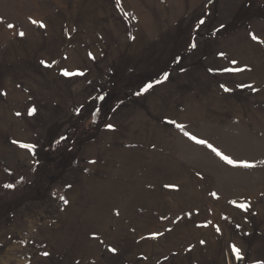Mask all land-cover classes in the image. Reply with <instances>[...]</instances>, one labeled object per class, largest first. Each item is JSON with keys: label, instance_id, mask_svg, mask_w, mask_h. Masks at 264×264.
I'll return each mask as SVG.
<instances>
[{"label": "rangeland", "instance_id": "rangeland-1", "mask_svg": "<svg viewBox=\"0 0 264 264\" xmlns=\"http://www.w3.org/2000/svg\"><path fill=\"white\" fill-rule=\"evenodd\" d=\"M0 20V264H264V0H0Z\"/></svg>", "mask_w": 264, "mask_h": 264}, {"label": "snow or ice", "instance_id": "snow-or-ice-1", "mask_svg": "<svg viewBox=\"0 0 264 264\" xmlns=\"http://www.w3.org/2000/svg\"><path fill=\"white\" fill-rule=\"evenodd\" d=\"M0 23H3V21L0 20ZM31 23L33 25H37L40 28H45L46 27V25L43 22L38 21V20H35V19H32L31 20ZM200 23L203 24L204 21H200ZM7 27L11 29V28H14L15 25H13V24H7ZM19 35L21 37H23L25 35V33L24 32H20ZM250 35H251V38H252L253 41H256L257 43H260V44H264V40L259 39L255 34H250ZM192 47L195 48L196 45L195 44H192ZM220 55L223 56L224 53H221ZM41 63L43 64V63H45V61H41ZM233 63H236V62L233 61ZM241 70H243V69H241ZM62 74L64 76L73 75V73H71V72H69L67 70L63 71ZM78 74L79 75H83V73H78ZM163 79L164 80H167L168 79V74L167 73L164 74ZM151 87H152V85H148V87L145 88L144 91H147L148 88H151ZM221 87H224V86L221 85ZM242 87L252 88V85H243ZM253 90L255 91V89H253ZM225 91H229V89L225 88ZM101 99H103V98L101 97ZM34 112H35V109L33 108V109L30 110V113L29 114H32ZM17 115H19V113H17ZM173 123H175V122L173 121ZM108 127L111 129L113 126L112 125H108ZM177 127H179L181 130H183L185 126L184 125H177ZM184 135L188 136V138L190 140L194 141L195 143H197L199 145H203V146L209 148L213 153H215L218 157H220L221 160H223L225 163H227L229 165H232L233 167H242V168H252V167H255L254 164H251V163H249L247 161H239L238 162V161L232 159L230 156L223 154L221 151H219L212 144L208 143V141H206V140L198 139L196 136L191 135L190 133H188L186 131L184 132ZM14 143H15V141H14ZM20 146L22 148H25V149H28V150H32L34 148V145H30V144H21ZM5 187L12 188L13 185L8 184V185H5ZM166 187H172V186L171 185H166ZM211 195L215 197L216 196V193L213 192V193H211ZM65 203H67V201H65ZM232 203H235V201H233ZM237 206L240 207V208H246V205H244V204H239ZM116 214L119 215L118 212ZM188 215H191V214L189 213ZM204 226L206 227L207 225H204ZM216 230L219 231V228H217ZM169 231H171V229H169ZM153 238H155V236H153ZM200 243L203 244L204 241H200ZM231 250H232V252L234 253V255H235V257L237 259H243V256L241 255V250L239 248H237L235 245H232L231 246ZM109 251H111V252L114 253L116 251V249L115 248H109ZM44 255L47 256L49 254L47 252H45Z\"/></svg>", "mask_w": 264, "mask_h": 264}]
</instances>
